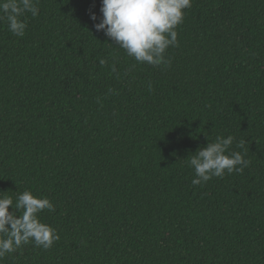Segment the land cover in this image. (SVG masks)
<instances>
[{"label": "trees", "instance_id": "obj_1", "mask_svg": "<svg viewBox=\"0 0 264 264\" xmlns=\"http://www.w3.org/2000/svg\"><path fill=\"white\" fill-rule=\"evenodd\" d=\"M38 8L0 20V197H47L60 238L0 264H264V0H192L158 66L95 30L101 0ZM228 135L248 166L193 185Z\"/></svg>", "mask_w": 264, "mask_h": 264}, {"label": "clouds", "instance_id": "obj_2", "mask_svg": "<svg viewBox=\"0 0 264 264\" xmlns=\"http://www.w3.org/2000/svg\"><path fill=\"white\" fill-rule=\"evenodd\" d=\"M191 6L192 0H101L102 18L94 27L136 62L168 64L165 53L170 46L178 45L176 28ZM26 13L33 17L39 14L38 0H0V20H6L8 30L16 36H23L27 29ZM89 16L92 21L97 20L94 11L90 10ZM233 142L232 135L221 136L197 149L188 161L195 171L193 185L214 176L223 177L226 172H242L248 166L249 161L241 152L230 151ZM244 143L239 141L237 147L243 149ZM45 209L55 210L47 197H37L28 190L17 197L15 207L11 197H0V261L30 242L49 249L60 238L54 227L39 218Z\"/></svg>", "mask_w": 264, "mask_h": 264}]
</instances>
